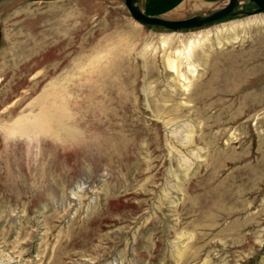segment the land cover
Returning <instances> with one entry per match:
<instances>
[{"label": "rangeland", "instance_id": "1", "mask_svg": "<svg viewBox=\"0 0 264 264\" xmlns=\"http://www.w3.org/2000/svg\"><path fill=\"white\" fill-rule=\"evenodd\" d=\"M256 7L172 30L125 0L0 1V264H264ZM204 34L169 69L161 37Z\"/></svg>", "mask_w": 264, "mask_h": 264}, {"label": "water", "instance_id": "2", "mask_svg": "<svg viewBox=\"0 0 264 264\" xmlns=\"http://www.w3.org/2000/svg\"><path fill=\"white\" fill-rule=\"evenodd\" d=\"M40 1H53V0H40ZM238 1L239 0H229L226 6L216 10L215 12H213L208 16H192L185 19L173 20L163 17L149 16L146 13H144L143 10L138 5L139 0H125L127 8L129 9L132 17L135 20L139 21L143 25L162 26L172 30L202 27L206 24H210L220 19H223L227 16H230L234 12V9L236 8ZM251 1L257 5L254 12H252L253 14L264 12V0H251ZM0 38H1V26H0Z\"/></svg>", "mask_w": 264, "mask_h": 264}, {"label": "bare ground", "instance_id": "3", "mask_svg": "<svg viewBox=\"0 0 264 264\" xmlns=\"http://www.w3.org/2000/svg\"><path fill=\"white\" fill-rule=\"evenodd\" d=\"M264 20V19H262ZM259 17L252 18L247 21H241L238 23H233L230 25H227L226 27L222 28L220 31L225 32V31H232L236 32V30L243 26V25H248L254 22H258ZM181 38V37H180ZM209 34H204L201 36H193L190 38L186 39H178L176 37H173L172 35H166L161 37V43L164 49H173L172 54L175 57L173 59L170 55L168 56L167 62H168V67L172 71H178V60H180L181 64L185 60H190L192 57L194 50L197 48H200V45L205 44V42L208 40ZM180 45H177V44ZM171 54V55H172ZM30 120H18L15 123H13L10 127L8 126L7 131L8 134L12 136H16V134H28L30 132L29 130L31 129L30 127L32 126V123H30Z\"/></svg>", "mask_w": 264, "mask_h": 264}, {"label": "crops", "instance_id": "4", "mask_svg": "<svg viewBox=\"0 0 264 264\" xmlns=\"http://www.w3.org/2000/svg\"><path fill=\"white\" fill-rule=\"evenodd\" d=\"M227 0H141V8L149 16L172 18L182 10L195 13L207 12Z\"/></svg>", "mask_w": 264, "mask_h": 264}]
</instances>
